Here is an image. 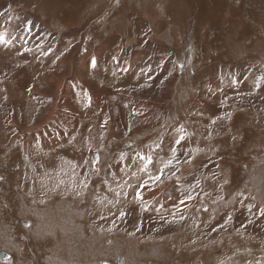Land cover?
<instances>
[{"label": "rangeland", "instance_id": "1", "mask_svg": "<svg viewBox=\"0 0 264 264\" xmlns=\"http://www.w3.org/2000/svg\"><path fill=\"white\" fill-rule=\"evenodd\" d=\"M1 252L264 264V0H0Z\"/></svg>", "mask_w": 264, "mask_h": 264}, {"label": "water", "instance_id": "2", "mask_svg": "<svg viewBox=\"0 0 264 264\" xmlns=\"http://www.w3.org/2000/svg\"><path fill=\"white\" fill-rule=\"evenodd\" d=\"M2 255H7V253L6 252H1L0 256L2 257ZM4 257H8V256H4Z\"/></svg>", "mask_w": 264, "mask_h": 264}, {"label": "snow or ice", "instance_id": "3", "mask_svg": "<svg viewBox=\"0 0 264 264\" xmlns=\"http://www.w3.org/2000/svg\"><path fill=\"white\" fill-rule=\"evenodd\" d=\"M179 141H177V143H178ZM157 179H159V177H157Z\"/></svg>", "mask_w": 264, "mask_h": 264}]
</instances>
